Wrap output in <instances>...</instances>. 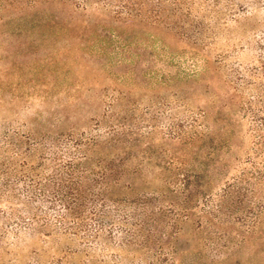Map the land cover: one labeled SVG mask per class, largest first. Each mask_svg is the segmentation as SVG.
<instances>
[{
	"label": "rangeland",
	"instance_id": "374dc122",
	"mask_svg": "<svg viewBox=\"0 0 264 264\" xmlns=\"http://www.w3.org/2000/svg\"><path fill=\"white\" fill-rule=\"evenodd\" d=\"M162 1L154 12L162 24L120 23L128 43L111 55L101 53L100 41L77 37L83 21L111 25L108 14L75 11L72 28L62 30L21 20L24 13L39 18L56 7L0 11V126H36L39 112L54 111L69 93L87 91L95 104L98 96L116 92L117 105L133 108L142 129L150 130L141 148L162 166L161 157L178 147L168 136L173 123L201 120L205 110L204 122L216 130L225 123L223 138L231 143L214 157L217 166L206 186L212 196L179 221L174 264H264V210L255 223L247 221V200L254 208L264 203V151L254 145L257 130L247 114V100L264 80V0ZM58 15L68 25L71 16ZM206 61L214 68L212 82L196 79ZM253 71L258 76L247 88ZM182 73L196 77L184 82ZM233 85L238 96L230 102ZM223 104L219 124L213 116ZM65 246L64 240L46 246L43 258L62 254ZM41 248L38 239H27L22 261Z\"/></svg>",
	"mask_w": 264,
	"mask_h": 264
},
{
	"label": "trees",
	"instance_id": "16d2710c",
	"mask_svg": "<svg viewBox=\"0 0 264 264\" xmlns=\"http://www.w3.org/2000/svg\"><path fill=\"white\" fill-rule=\"evenodd\" d=\"M162 4V0H3L0 11L56 7L39 18L34 12L24 13L21 20L62 30L72 28L75 11L108 14L111 25L83 21L77 37L86 43L100 41L101 53L111 55L128 43L120 23L137 20L159 26L162 22L154 12ZM144 11L153 14L150 19ZM66 12L70 22L62 25L58 14ZM255 72L247 73V88L258 76ZM213 74L206 61L196 79L212 82ZM182 75L184 82L196 77ZM236 90L233 85V91H227L230 102L238 96ZM119 99L115 92L98 96L92 104L87 91L69 93L54 111L39 112L36 126H0V264H174L178 250L172 241L179 221L189 217L201 198L212 196L207 193V178L214 175L216 153L231 143L223 138L228 127L224 123L216 130L207 125L205 110H200L201 120L173 123L168 136L178 147L161 157V166L141 148L150 130L142 129L133 108L117 105ZM224 104L215 111L216 123H223L218 114ZM247 114L257 130L254 145L262 153L264 80L247 100ZM156 166L164 171L158 173ZM263 210V202L254 208L247 200V221L255 223ZM31 238L42 248L33 249L22 261L23 245ZM62 240L66 241L62 254L54 251L43 258L46 246Z\"/></svg>",
	"mask_w": 264,
	"mask_h": 264
}]
</instances>
